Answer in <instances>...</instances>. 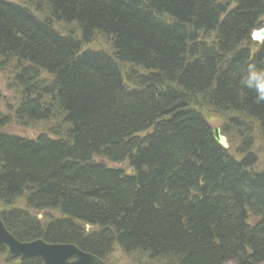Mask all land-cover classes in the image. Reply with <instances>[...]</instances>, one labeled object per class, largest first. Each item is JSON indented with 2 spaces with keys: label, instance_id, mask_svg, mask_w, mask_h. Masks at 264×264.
<instances>
[{
  "label": "trees",
  "instance_id": "trees-1",
  "mask_svg": "<svg viewBox=\"0 0 264 264\" xmlns=\"http://www.w3.org/2000/svg\"><path fill=\"white\" fill-rule=\"evenodd\" d=\"M21 1L0 0V64L8 90L20 91L0 131L46 132H0L7 231L103 261L117 248L139 264H264V171L244 147L253 135L264 148V105L238 83L247 64L264 68V41L250 39L264 0ZM48 18L76 24L79 36L54 32ZM98 38L111 57L80 51ZM205 108L234 131L244 126L239 160L213 140Z\"/></svg>",
  "mask_w": 264,
  "mask_h": 264
},
{
  "label": "rangeland",
  "instance_id": "rangeland-1",
  "mask_svg": "<svg viewBox=\"0 0 264 264\" xmlns=\"http://www.w3.org/2000/svg\"><path fill=\"white\" fill-rule=\"evenodd\" d=\"M6 1H10L13 3H20L22 4L23 2L21 0H6ZM26 5H29L26 3ZM31 9L29 11H31L32 13L34 12V9L32 6H29ZM44 12V11H42ZM45 13V12H44ZM36 15H39L38 13H35ZM42 15V14H40ZM46 15H42V17H44ZM41 20H45L42 19ZM55 25V24H54ZM57 30L60 31L59 34L62 35H66L67 37L71 38L72 40L77 39V37L79 36V31L78 28L76 27L77 25L72 23L69 25H65V24H58L55 25ZM54 28V27H53ZM56 30V29H55ZM77 41V40H76ZM103 51L104 53L110 55V57L113 55L110 45L108 44V42H106L103 39H93L91 43L84 45L83 47L80 46V51ZM102 52V53H103ZM119 69L122 71V73L124 74V72H130L132 70V68L129 65H125V64H120L118 63ZM4 69V70H3ZM9 67H5L4 64H0V91L2 93L3 99L0 102V112L3 114H9V115H13V111L14 109L17 108L18 106V101L20 98V91H16L15 89L10 88L11 90H8V86H9V77H12L11 72L9 70ZM137 72H141L140 70H137ZM10 72V73H8ZM125 83V81H124ZM129 84V83H128ZM130 85V84H129ZM199 108V107H197ZM202 114L204 115V117L206 118L207 122L209 123V125L211 126V128L213 127H222V131L228 130L229 133L226 135L228 143H229V149L228 152L230 155H232L233 157L235 156V158L237 160L240 159V157L236 156V150L240 147L241 143H243L244 141V133L242 134L243 130H244V126L242 125L241 127L242 130L240 131H234L230 126H226L225 124V118L221 116V114H215L213 112H207L208 110L205 108L204 110H201ZM11 115V116H12ZM232 117H235V115L233 114ZM1 131L5 132V133H11V134H16V135H20L21 137L24 138H28V139H36L38 138L40 135L44 134L46 132V127H40V126H17L15 124H11L9 126H6L4 128L1 129ZM0 131V132H1ZM251 138H253V135L251 136ZM247 150V152L249 153H253L255 156V160H256V164H255V171L259 170V171H264V148L260 147V146H256V144L254 143L253 146L250 148L249 147V143H247V145L244 146ZM235 151V153H234ZM240 155V154H239ZM94 161L97 162H105L109 167L111 168H120L122 169L124 172H126L127 174L132 173V170L127 166V164L125 162H122L120 164H112V163H107L104 160H101L98 157H94L93 158ZM48 216L50 217H58V215L53 212V211H48L47 212ZM39 221H42L44 223L48 222L47 220H45L42 216H40V218H37ZM47 219V218H46ZM73 245V244H71ZM135 257V256H134ZM143 263L145 261H147L146 259H142L141 260ZM140 260H138V262L134 259L133 257H127L126 255H124L123 253H121V251L117 248H115L113 250V252L107 257L106 260L103 261L104 264H139ZM141 262V263H142ZM18 262L15 260H9L7 258L6 255H3L2 257H0V264H17Z\"/></svg>",
  "mask_w": 264,
  "mask_h": 264
},
{
  "label": "water",
  "instance_id": "water-1",
  "mask_svg": "<svg viewBox=\"0 0 264 264\" xmlns=\"http://www.w3.org/2000/svg\"><path fill=\"white\" fill-rule=\"evenodd\" d=\"M263 38L264 27L254 36L255 40ZM213 135L217 144L227 149L226 138L221 136L220 128H214ZM0 247L4 248L7 254L16 256L20 262L37 259L42 264H103L97 257L71 244L46 243L40 239L28 243L19 242L7 232L1 220Z\"/></svg>",
  "mask_w": 264,
  "mask_h": 264
},
{
  "label": "clouds",
  "instance_id": "clouds-1",
  "mask_svg": "<svg viewBox=\"0 0 264 264\" xmlns=\"http://www.w3.org/2000/svg\"><path fill=\"white\" fill-rule=\"evenodd\" d=\"M238 83L253 94L255 104L264 105V68L253 63L247 64L240 70Z\"/></svg>",
  "mask_w": 264,
  "mask_h": 264
},
{
  "label": "bare ground",
  "instance_id": "bare-ground-1",
  "mask_svg": "<svg viewBox=\"0 0 264 264\" xmlns=\"http://www.w3.org/2000/svg\"><path fill=\"white\" fill-rule=\"evenodd\" d=\"M36 19H38V20H40L41 21V18L42 19H44V17H42V15H37V16H35L36 14H33V13H31ZM47 19V18H46ZM49 19V22H48V24H50V26H51V28L54 30V32H57V33H59L60 31H58L57 30V28H56V26L55 25H57L58 26V24L60 25H62V24H65V25H69L68 23H65V22H63V21H53L52 19H50V18H48ZM55 24V25H54ZM54 27V28H53ZM56 29V30H55ZM64 37H67L66 35H63ZM49 129H50V127H48V129H47V131H49ZM251 143L249 144V147L251 148L252 146H253V143H252V141H253V138H250V140H249ZM8 232V231H7ZM12 236V235H11ZM28 242H32V241H24V242H22V243H28Z\"/></svg>",
  "mask_w": 264,
  "mask_h": 264
}]
</instances>
